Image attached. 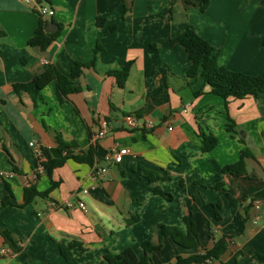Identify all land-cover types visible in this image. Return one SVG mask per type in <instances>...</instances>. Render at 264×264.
Listing matches in <instances>:
<instances>
[{
    "label": "crops",
    "instance_id": "crops-1",
    "mask_svg": "<svg viewBox=\"0 0 264 264\" xmlns=\"http://www.w3.org/2000/svg\"><path fill=\"white\" fill-rule=\"evenodd\" d=\"M37 1L54 11L47 30L61 24L45 49L28 44L39 17L34 5L0 0V203L10 199L0 204V264H67L58 246L71 241L82 245L71 249L79 264H108L105 254L127 248L140 257L142 241H157L155 225L185 232L187 223L199 244L184 247L166 237L151 253L153 264L201 253L221 236L227 247L220 258L196 264H264V92L227 101L210 93L200 70L187 76L184 48L170 43L191 25L214 46L219 64L260 74L264 0H208L204 10L186 0ZM91 60L62 99L55 80L34 98L13 88L50 64L68 70ZM128 61L119 87L108 72ZM127 114L139 118L138 127L124 125ZM103 119L109 128L93 140ZM199 126L217 138L212 150H201ZM57 137L74 153L95 141V161L107 170L95 177L93 166L69 158L51 173L58 185L24 203L25 187H50L46 172L36 173L37 150L55 147ZM120 148L128 149L122 161L107 162ZM241 151L248 153L246 174L224 173ZM151 173L170 199L148 189Z\"/></svg>",
    "mask_w": 264,
    "mask_h": 264
},
{
    "label": "trees",
    "instance_id": "trees-1",
    "mask_svg": "<svg viewBox=\"0 0 264 264\" xmlns=\"http://www.w3.org/2000/svg\"><path fill=\"white\" fill-rule=\"evenodd\" d=\"M122 1V0H119ZM185 3L191 6H197L204 10L208 5V0H200L194 2L186 0ZM38 23L33 35L28 40L31 46H38L42 49L47 48L59 35L61 24L57 23V30H47V19L37 9ZM112 26L109 31L113 28ZM3 34L0 31V36ZM171 44L179 43L186 51L190 60V66L186 71L187 76L195 78L201 72L206 84L209 86V92L218 95L226 101L231 98H245L250 95H257L264 92V71L257 75H249L244 72L234 71L221 65L217 61L215 48L208 41L202 38L191 25H187L175 37L171 38ZM264 45V38L262 40ZM94 60L88 63L76 62L70 69L65 70L59 64H50L45 71L34 76L31 80L23 83L13 84L15 92L23 90L27 92L32 98L37 96L40 91L46 87L50 82L56 81L57 96L59 99L66 96L68 93L75 90L73 82L80 76L84 67L92 65ZM131 62H125L120 68L109 71L110 75L116 78V83L119 87L124 86L127 76L129 74ZM166 69H162L163 77L166 79ZM228 131L235 128V123L229 118L226 124ZM199 136L201 138L202 151L212 150L217 145V138L212 132L204 131L199 126ZM72 143L64 141L57 137V145L55 147H42L40 161L43 164L44 172L50 178V187L45 191H38L34 185H30L23 190L24 203L32 201L35 197H46L50 190L58 185V182L52 180L51 173L54 168L61 166L67 159L71 158L78 162H84L93 166L96 158V142L92 141L91 145L86 151L74 153L71 148ZM248 155L246 151H241L239 159L231 164H226L222 167L224 173L232 175H245V158ZM148 189L155 193L170 199V193L163 191L154 181L160 178L151 173L148 176ZM9 198L1 201V205L9 202ZM218 215V214H217ZM187 223V218L184 217ZM153 231L157 234V241L144 240L141 243L142 254L138 257L131 248H127L117 254H105L104 259L108 264H153L151 253L162 246V240L166 237H171L175 242L184 247H194L199 244L197 233L193 223H187L185 232L181 231L176 226H168L164 224H157L153 227ZM75 246L82 247L77 241H71L68 244H59V251L67 264H79L73 257L71 249ZM227 247L226 237H219L213 246L206 248L203 252L193 254L187 257L177 256L174 264H196L206 263L213 259H219L225 252Z\"/></svg>",
    "mask_w": 264,
    "mask_h": 264
},
{
    "label": "built area",
    "instance_id": "built-area-1",
    "mask_svg": "<svg viewBox=\"0 0 264 264\" xmlns=\"http://www.w3.org/2000/svg\"><path fill=\"white\" fill-rule=\"evenodd\" d=\"M26 3H30L34 5V8L37 9L42 15L46 16V15H53V9L48 8L44 5H41L37 0H23ZM144 124L146 127L148 128H152L153 127V123L152 121H150L149 119H144ZM123 123L127 128H135L138 127L140 124V120L137 116L133 115V114H127L123 116ZM109 128V123L107 120L103 119L100 122V128L98 129V131L94 134L93 136V140L97 139V138H101L105 135L107 129ZM32 144V142L30 143ZM128 152L127 148H120V149H112L109 154L105 157L107 162L110 163H119L122 161L123 156ZM38 156H39V162L36 166V173L37 174H42L44 173V167L43 164L40 161V157H41V150L38 149L37 150ZM93 168L95 170V177H97V175H101L103 173L106 172L107 167L105 165H100L99 163H97V161L94 162L93 164ZM82 192L86 193L87 189H83ZM253 202L254 205H258L261 202V199L255 198L251 200ZM66 207H72L73 204L72 203H66L65 205ZM77 206L83 211L86 212L87 211V207L86 204L83 201H78L77 202ZM3 250H0V252H2Z\"/></svg>",
    "mask_w": 264,
    "mask_h": 264
},
{
    "label": "water",
    "instance_id": "water-1",
    "mask_svg": "<svg viewBox=\"0 0 264 264\" xmlns=\"http://www.w3.org/2000/svg\"><path fill=\"white\" fill-rule=\"evenodd\" d=\"M45 18L47 19L48 22H51V15H46Z\"/></svg>",
    "mask_w": 264,
    "mask_h": 264
}]
</instances>
